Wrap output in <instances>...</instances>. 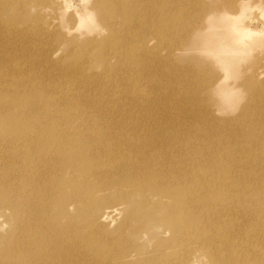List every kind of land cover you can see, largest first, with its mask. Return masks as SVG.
Listing matches in <instances>:
<instances>
[{
	"label": "bare ground",
	"instance_id": "obj_1",
	"mask_svg": "<svg viewBox=\"0 0 264 264\" xmlns=\"http://www.w3.org/2000/svg\"><path fill=\"white\" fill-rule=\"evenodd\" d=\"M51 1L57 9L71 10L68 20H73L79 31L74 40L82 39L88 53L102 60L104 70L117 67L116 70L134 71L140 60H149L151 65L152 61L169 59L182 51L178 49L194 28L193 13L197 14L199 0H94L92 7L90 0ZM220 1L231 10L237 4L239 8L234 13H225L223 23L213 24L216 26L213 33L220 36L208 42L209 48L203 56L221 53L225 59L230 58V63L239 64L243 49L231 31L221 28L236 29L239 43H244L241 38L244 36L259 47L260 41L255 38L263 27L252 28L256 18L245 15L248 9L243 8L245 0ZM4 8L0 2V17ZM60 24L64 27L67 22L62 19ZM52 27L55 26L49 23L39 25L38 36H50ZM154 67L159 71L160 66ZM61 69L67 71L66 67ZM237 69L234 65L224 71L219 82L224 94L230 91L225 89L224 78L237 76ZM145 73L141 75L143 82L147 79ZM179 76L183 77V72ZM17 85L21 86L22 82ZM20 96L13 94L11 100L0 99V163L6 168L0 174L7 177L0 180V192L8 189L10 193L8 198L0 199L1 209L7 216L11 213L15 216L12 223H0L11 231L5 239L8 245L0 253V264H71L77 258L92 264L89 256L98 245L104 246L102 251L106 252L101 264H125L120 259L131 253L124 246L125 238L118 244L106 236L103 223L82 235L76 218L69 213L74 209L87 216L106 195L110 201L113 193L117 200L123 197L134 201V205L148 206V214L162 222L171 234L166 240L171 245L178 243L181 247L183 239L214 235L216 247L208 242L200 244L207 247L204 257L209 262L264 264V172L258 173L264 164L260 169H252L259 157L254 155L248 160L233 157L231 168H225L216 163L203 144H199L197 155L191 159L180 145L179 136L165 138L147 132V136H120L110 135L106 130L96 133L85 124L76 126L62 112L46 121L33 113L27 121L28 127L17 129V118L10 120L2 112L8 105L3 106L4 102L14 104L18 99L21 108L27 104L33 107L37 101L35 95ZM20 108L15 109L20 112ZM15 109L12 107L11 111ZM247 142V139L240 142L237 150L247 153L250 148L242 146ZM249 144L264 146L258 139ZM223 155L228 156L226 152ZM240 168L244 169L242 175L235 172ZM111 203L114 205L105 207L109 223L121 214L115 205L118 203ZM67 213L68 218L62 221ZM132 216L133 212L129 211L121 222L122 229L130 227ZM94 219L98 222L99 213H95ZM201 224L200 233H193ZM162 253L159 262L152 258L149 263L173 264L171 258L175 252L163 250Z\"/></svg>",
	"mask_w": 264,
	"mask_h": 264
},
{
	"label": "rangeland",
	"instance_id": "obj_2",
	"mask_svg": "<svg viewBox=\"0 0 264 264\" xmlns=\"http://www.w3.org/2000/svg\"><path fill=\"white\" fill-rule=\"evenodd\" d=\"M93 1H89V7H92ZM0 2L6 7L0 17V99L11 100L13 94L23 97L35 95L37 99L33 107L27 104L20 108L18 99L14 104L4 102L3 106L8 105L2 112L5 118H17V129L27 128V121L33 113H38L46 121L62 112L67 120L76 122V126L85 124L96 133L106 130L110 135L118 133L120 136H147L145 132L165 138L179 136L182 138L180 145L191 159L197 155L199 144H203L207 146V153L218 161L216 163L225 168H231L230 158L237 156L244 157V160L254 155L259 157L254 160L252 169H260L264 164V146L249 144L255 139L264 142V0H245L243 3V8H248L245 15L256 18L252 28L263 27L255 38L261 46L250 43L244 36L241 37L244 43H239L240 35L236 29L219 26L224 31H231L243 49V60L239 64L235 61L230 63V58L225 59L221 53L203 56L209 48L208 42L220 36L213 33L216 27L213 24L216 21L223 23L225 13L238 11L239 4L231 10L220 0H199L197 14L193 13L194 28L178 49L182 51L169 59L152 61L151 65L149 60H140L134 71L116 70L117 67L104 70L102 60L94 53H88L85 42L74 40L79 31L76 23L68 20L72 15L70 9H57L51 0ZM62 19L67 22L64 27L60 24ZM48 23L55 26L50 28V36L39 37L38 26ZM100 28L105 34V29ZM93 35L101 36L97 33ZM154 65L160 66L159 71H155ZM234 65L238 66V75L224 78L225 89L230 90L224 94L219 82L224 71ZM61 67H66L67 71L64 72ZM144 72L147 79L143 82L141 75ZM181 72L183 77L179 76ZM20 81L22 85L18 86ZM12 107L21 111H11ZM241 120L245 122L243 126ZM246 139L248 142L242 146L250 150L247 153L237 150L238 144ZM224 151L228 154L227 158L223 155ZM207 163L203 162L205 166ZM5 169L0 163V171ZM242 171L244 169L240 168L235 172L242 175ZM263 172L264 165L258 173ZM5 178L6 175L0 174V180ZM2 191L0 199L10 196L8 189ZM108 196L87 216L74 212V209L69 213L76 218L82 235L103 223L106 236L118 244H122L125 238L124 246L131 252L129 257L120 259L125 264H150L152 258H157L156 262H159L164 255L163 250L175 252L171 258L173 264H214L204 257L207 247L200 245L208 242V245L216 247L214 235L183 239L178 241L181 247L178 243L171 245L166 241L171 234L166 232L162 222H157L155 216L148 214V206L134 205V201H126L123 197L117 200L116 193L111 195L110 201ZM113 201L118 203L115 205L121 214L109 223L106 222L105 207L114 205ZM1 202L0 223H12L15 216L11 212L10 216L3 213ZM129 211L133 212L131 224L124 230L121 222ZM96 212L99 213L98 222L94 219ZM67 215L61 220L65 221ZM133 227L137 229L132 231ZM200 228L203 229L202 224L192 232L199 234ZM8 229L0 226V253L8 245L5 241L11 234ZM103 247L98 245L91 250L90 263L101 264L106 254L102 251ZM215 247L212 249L215 250ZM70 263L86 264V261L77 258Z\"/></svg>",
	"mask_w": 264,
	"mask_h": 264
}]
</instances>
